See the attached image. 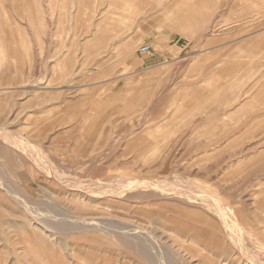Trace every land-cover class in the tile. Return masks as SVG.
I'll use <instances>...</instances> for the list:
<instances>
[{
	"label": "rangeland",
	"instance_id": "1",
	"mask_svg": "<svg viewBox=\"0 0 264 264\" xmlns=\"http://www.w3.org/2000/svg\"><path fill=\"white\" fill-rule=\"evenodd\" d=\"M0 175V264H264V0H0Z\"/></svg>",
	"mask_w": 264,
	"mask_h": 264
},
{
	"label": "bare ground",
	"instance_id": "2",
	"mask_svg": "<svg viewBox=\"0 0 264 264\" xmlns=\"http://www.w3.org/2000/svg\"><path fill=\"white\" fill-rule=\"evenodd\" d=\"M3 129V128H2ZM9 140V139H8ZM1 176V175H0ZM3 180V179H2ZM1 180V181H2ZM0 184H1V182H0ZM4 184V183H3ZM2 184V185H3ZM4 187H5V185H3ZM2 188V187H1ZM9 190H11V189H9ZM11 192V191H10ZM9 193V192H8ZM7 193V194H8ZM10 194V193H9ZM14 194V193H13ZM12 195V194H11ZM40 218V217H39ZM38 218V219H39ZM42 222L44 221L43 219L41 220ZM88 221V220H87ZM95 221H97V220H95ZM44 223H45V221H44ZM47 223V222H46ZM88 225H89V222H86ZM92 223H95V222H93L92 221ZM97 223H99V222H97ZM80 224V223H79ZM84 224V223H83ZM47 225V224H46ZM46 225L45 226H43L42 224H41V226H43L42 228L45 230L46 229ZM52 225V224H51ZM116 225V224H115ZM81 226H83V225H81ZM47 227H49V226H47ZM100 227V226H99ZM53 227H49V229H52ZM101 228V227H100ZM104 228H105V226H104ZM115 228V227H114ZM120 230L119 231H121L122 230V232L124 231L125 232V235H126V233L127 234H130V232L129 231H127L125 228H120V227H118ZM136 229V228H135ZM54 230V229H53ZM43 232V231H42ZM50 233V232H49ZM48 233V234H49ZM51 234V233H50ZM134 235V234H133ZM138 238L140 237V238H143L145 241H146V243L147 244H149L150 245V247H151V249H152V253L154 254H161V256H162V250L164 249V256H162V257H164L165 259H168V260H170V262H173L174 263V257H173V254L166 248V247H163V246H159V244L153 239V237H150L149 235L148 236H142V235H140V234H135ZM151 235V234H150ZM130 236V235H129ZM153 236V235H152ZM127 237V236H126ZM131 237V236H130ZM155 238H156V236H155ZM134 239H135V237H134ZM130 240V239H129ZM132 240V239H131ZM138 240V239H137ZM141 240V239H140ZM144 241V242H145ZM146 244V245H147ZM137 247V246H136ZM148 247V246H147ZM146 249V248H145ZM150 249V250H151ZM161 250V251H160ZM147 252V251H146ZM159 256V255H158ZM160 257V256H159ZM159 259V258H158ZM160 259H161V257H160ZM159 259V260H160ZM162 260H164V259H162ZM168 264V263H167ZM175 264V263H174Z\"/></svg>",
	"mask_w": 264,
	"mask_h": 264
},
{
	"label": "built area",
	"instance_id": "3",
	"mask_svg": "<svg viewBox=\"0 0 264 264\" xmlns=\"http://www.w3.org/2000/svg\"><path fill=\"white\" fill-rule=\"evenodd\" d=\"M152 50H153V48H152V45H150V44H148V43H144V44H142L140 47H139V49H138V51L140 52V53H150V52H152Z\"/></svg>",
	"mask_w": 264,
	"mask_h": 264
},
{
	"label": "crops",
	"instance_id": "4",
	"mask_svg": "<svg viewBox=\"0 0 264 264\" xmlns=\"http://www.w3.org/2000/svg\"><path fill=\"white\" fill-rule=\"evenodd\" d=\"M220 6H223V5L221 4ZM153 54L155 55V58L158 57V56H161V53H158V52H154Z\"/></svg>",
	"mask_w": 264,
	"mask_h": 264
}]
</instances>
